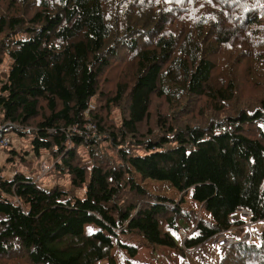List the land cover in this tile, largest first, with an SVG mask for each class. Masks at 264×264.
I'll return each instance as SVG.
<instances>
[{
	"label": "trees",
	"instance_id": "trees-1",
	"mask_svg": "<svg viewBox=\"0 0 264 264\" xmlns=\"http://www.w3.org/2000/svg\"><path fill=\"white\" fill-rule=\"evenodd\" d=\"M121 50L129 68L112 81L106 71ZM233 56L249 63L245 83L261 85L250 106L242 107ZM5 58L0 124L29 128L19 132L31 137L27 154L47 153V173L69 184L0 166V262L118 264L115 247L137 253L133 235L183 252L231 230L233 243L213 248L212 264H264V228L241 239L246 221L237 216L264 222V0H6L0 65ZM198 105L216 110L200 121L181 117ZM145 179L191 191L209 217L151 193Z\"/></svg>",
	"mask_w": 264,
	"mask_h": 264
},
{
	"label": "rangeland",
	"instance_id": "rangeland-1",
	"mask_svg": "<svg viewBox=\"0 0 264 264\" xmlns=\"http://www.w3.org/2000/svg\"><path fill=\"white\" fill-rule=\"evenodd\" d=\"M5 1L6 0H0V4H3ZM122 52L123 51L121 50L120 55L117 58V64H114L112 68L106 71V76L109 77L112 81L117 80L129 68L131 58H129V56H122ZM215 57L219 63L221 70L226 73V70L230 68L226 67L224 64L225 58L223 56V52L218 53L217 55H215ZM233 58L237 60L236 73L238 74V76H240L239 81H241L239 87H244L246 90L245 96L240 97L242 98V107L250 106L260 94L261 85L256 81H253V86L252 84H246L247 76L245 68L249 63H247L244 59L236 58V56H233ZM8 63V59L5 58L2 65H0L1 74L7 70ZM239 63H241V66L239 65ZM250 97H254V100H248V98ZM154 109H156V106ZM223 109H227V107ZM215 110L216 109L214 108L203 110V108H200V105H198L195 110L183 114L181 115V117L187 119L189 118L194 121H200L204 117L211 116V114ZM109 119H112L115 124L118 125L120 123V111L117 108H114L109 116ZM7 137L9 138L12 145L9 144L5 147H0V166L4 167V174L11 175L14 170H21L24 173H30L34 180H38L44 185L60 183L67 186L69 184V179L66 174L60 175L53 170L47 173L49 165H51L53 161V159L49 155H47V153H43L42 156L37 159L34 158L33 154H27L26 150L30 149L31 140V137L28 133L19 134L13 131L8 133ZM12 148H14L20 154L12 155L14 156L13 160L7 161L5 158L7 157V154H10ZM98 149L103 152H108V155L116 159L115 151L111 150L108 142H102L98 146ZM79 153L83 157V159L86 160L89 158V151L87 148L80 147ZM21 156H25L26 160H22ZM43 165L47 166L46 170H44ZM137 179H139V176H137ZM143 182L146 184L147 189L151 193L157 195L163 194L170 198L176 199L177 201H181V204L185 207L190 216H192L193 213L197 212V215L201 217H209V215L203 209H201L198 203L191 197V191H189L188 194L181 195L178 194L176 189L173 186L169 185V183L166 181L145 179ZM181 196L183 197L182 199ZM237 216L238 218L246 221L245 226L241 227V239L248 240L252 237L255 238V235H257L260 232L261 228L264 227V223L260 224L251 222L249 211H242L241 213L237 214ZM191 222H193L192 218L188 219V223L182 220L179 225V236L177 234L174 235V237L178 239L179 237H184L187 234V229ZM85 230L88 233L94 232L97 230V225L86 224ZM227 233L228 236L226 237V242L224 245L225 248L233 243V235L231 234V230L227 231ZM133 237L134 238L130 237L127 240H129L128 244L137 246V253H135L134 255H129L125 248L115 247L112 250L114 256H116L118 264H126L127 260L135 263L147 264H207V262H211L212 264L219 259V257L216 255L215 250L213 249L216 248L213 245V239L203 245L198 246L192 251L183 250L182 252V250L180 249H171L163 245H148L145 244V242H143V240L139 236L133 235ZM24 260V258L7 259L5 260V262H0V264H27Z\"/></svg>",
	"mask_w": 264,
	"mask_h": 264
},
{
	"label": "built area",
	"instance_id": "built-area-1",
	"mask_svg": "<svg viewBox=\"0 0 264 264\" xmlns=\"http://www.w3.org/2000/svg\"><path fill=\"white\" fill-rule=\"evenodd\" d=\"M13 131L17 133H19L20 131L27 132L29 131V128H25V129L19 128L16 125H13L11 123L0 124V147L7 146L9 144L12 145L9 138L7 137V134ZM43 166H44V170H46L47 166L46 165H43ZM227 231L229 230L222 231L218 235L213 237V243L216 244L219 248H222L225 245L226 237L228 236Z\"/></svg>",
	"mask_w": 264,
	"mask_h": 264
},
{
	"label": "bare ground",
	"instance_id": "bare-ground-1",
	"mask_svg": "<svg viewBox=\"0 0 264 264\" xmlns=\"http://www.w3.org/2000/svg\"><path fill=\"white\" fill-rule=\"evenodd\" d=\"M29 131H30V129H29ZM29 131H27V132H29Z\"/></svg>",
	"mask_w": 264,
	"mask_h": 264
}]
</instances>
